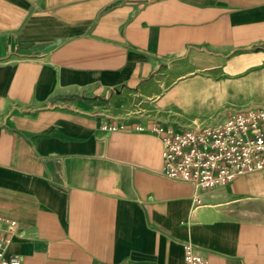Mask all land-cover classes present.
Masks as SVG:
<instances>
[{
  "label": "crops",
  "instance_id": "crops-1",
  "mask_svg": "<svg viewBox=\"0 0 264 264\" xmlns=\"http://www.w3.org/2000/svg\"><path fill=\"white\" fill-rule=\"evenodd\" d=\"M263 102L264 0H0L8 252L184 264L191 242L207 264L262 263L264 169L197 191L161 173L160 139L134 127Z\"/></svg>",
  "mask_w": 264,
  "mask_h": 264
},
{
  "label": "built area",
  "instance_id": "built-area-1",
  "mask_svg": "<svg viewBox=\"0 0 264 264\" xmlns=\"http://www.w3.org/2000/svg\"><path fill=\"white\" fill-rule=\"evenodd\" d=\"M119 128L125 126L101 127L105 131ZM134 128L150 131L160 139L161 173L171 179L188 181L197 191L223 186L241 174L264 169V102L230 108L217 123L171 121L166 125ZM16 229L15 220L0 215V264H20L19 256L8 252ZM184 264H207V261L196 253L191 242H186Z\"/></svg>",
  "mask_w": 264,
  "mask_h": 264
},
{
  "label": "rangeland",
  "instance_id": "rangeland-1",
  "mask_svg": "<svg viewBox=\"0 0 264 264\" xmlns=\"http://www.w3.org/2000/svg\"><path fill=\"white\" fill-rule=\"evenodd\" d=\"M247 106H248V105H247ZM244 107H246V106H243V107H234V109L244 108ZM225 115H226V110H225V111L223 110V111L220 112V114L217 116V119L214 120L212 123H217V122L222 121V120L224 119Z\"/></svg>",
  "mask_w": 264,
  "mask_h": 264
},
{
  "label": "water",
  "instance_id": "water-1",
  "mask_svg": "<svg viewBox=\"0 0 264 264\" xmlns=\"http://www.w3.org/2000/svg\"><path fill=\"white\" fill-rule=\"evenodd\" d=\"M71 96H77V95L76 94H59V95H55L54 97H51L50 100H54L55 98L65 99Z\"/></svg>",
  "mask_w": 264,
  "mask_h": 264
}]
</instances>
